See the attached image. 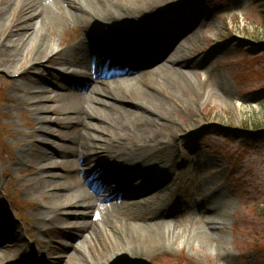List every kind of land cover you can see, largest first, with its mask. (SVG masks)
I'll use <instances>...</instances> for the list:
<instances>
[{"label": "rangeland", "instance_id": "obj_1", "mask_svg": "<svg viewBox=\"0 0 264 264\" xmlns=\"http://www.w3.org/2000/svg\"><path fill=\"white\" fill-rule=\"evenodd\" d=\"M39 1L45 0H36ZM166 1L116 0L110 3L103 1L100 5L114 11L113 14L121 13L120 7L125 6L127 12L121 13L124 22L127 19H144L143 8L148 9L153 4ZM171 1L178 7L175 15L186 10L185 25H180L181 28L189 27L184 29L188 31L192 29L186 38L189 48L181 52L182 56L193 62L195 68L206 69V75L194 71L192 75L195 81L189 83V89L184 91L183 86L174 82L173 87L169 88L164 83V73L157 74L156 67L144 65L136 70L138 78L132 85L138 91L127 96V104L132 110L144 112L156 124H166L168 121L165 117L154 114L142 105L150 99L148 96L142 97L141 93H152V88L158 84H161L165 93L166 87L173 93V102H168V95L163 92L156 97L160 110L173 118V141H176L177 147L176 152L173 150L172 187L173 193L182 197L180 213L166 222L171 226V236L177 235L173 242L167 239L169 236L165 239L154 234L139 236L135 232L127 233L131 227L125 224L129 218L124 211L138 214L149 207L121 209L115 215L121 221L109 224L94 242L86 238L87 228L83 227L84 220L90 221V216L77 219L70 216L67 219L66 210H63L53 214L50 219L43 218L44 226L35 221L36 214L45 204V191L29 186L31 181L38 178L35 169H30L28 165L11 167L14 162L10 160V155L21 153V143L16 147L17 142L27 141L29 145L26 150L33 154L32 157L45 153L52 156L49 160L55 161L57 168L51 172L62 176L58 178L61 183L72 186L70 190H60L64 194L62 199L65 204L73 202L75 191L82 193L75 186V181L82 177L77 171L76 156L55 154L44 144V139H47L59 148L66 147L65 151L76 148V143L68 137L76 127L70 132L64 126V99L45 103L47 110L38 113L33 105L38 100V94L34 93L33 88L39 86L38 82L42 84L41 76H45L47 82L44 85L49 90L45 96L50 99H55L58 93L80 95L66 89L59 92L54 87L65 84L58 71L59 56L41 68L42 64L30 67L34 55L26 53L20 64L24 70L20 72L21 83L15 79L16 75L0 65L1 215L15 217L19 226H22L21 231L29 248L34 245L49 250L42 264H58L65 256H72L73 262L70 264H84L82 254L86 251L81 246L91 254L96 250L102 251V256L96 259L103 261L109 252L106 245L109 244L108 236L115 242V249L128 245L140 248L142 252L130 264H264V5L259 0ZM48 2L51 4L49 7L55 8L53 0ZM21 5L16 3L13 6L9 20L6 19L5 23L0 21V46L15 38L16 26L21 22L24 11ZM57 7L60 10L49 17L44 14L35 22L39 21L43 38H52L62 47L76 35H82L86 20L74 15L66 4L59 3ZM89 11L95 12L90 8ZM99 13L93 14L95 18ZM90 18L93 20L92 15ZM173 66L180 70L178 65ZM73 77L78 78L75 74ZM91 90L87 89L83 95L87 96ZM15 100L23 104L16 105ZM55 108H60V111H55ZM39 116H47L51 120L46 126L49 128L46 135L37 129L40 126ZM93 131L89 129L91 134ZM120 134L132 137L130 141L137 137L132 128L120 131ZM113 141H109V146H116ZM27 158L35 161L37 157ZM3 165L10 168L6 170ZM159 168L153 177L158 176L163 180L166 169ZM105 194L106 191H103ZM11 198L16 201H11ZM18 202L28 203L24 212L21 211L24 206ZM100 205L101 202L95 200V211H99ZM211 218L225 226L214 231L207 223ZM132 222L142 223L140 220ZM194 227L206 233L208 238L201 240L194 236L188 240V233L190 229L195 230ZM11 245L4 248L0 246V262L13 255L15 250L9 248ZM68 245L78 246L76 256H73L72 248ZM29 248L25 257L31 254Z\"/></svg>", "mask_w": 264, "mask_h": 264}, {"label": "bare ground", "instance_id": "obj_2", "mask_svg": "<svg viewBox=\"0 0 264 264\" xmlns=\"http://www.w3.org/2000/svg\"><path fill=\"white\" fill-rule=\"evenodd\" d=\"M63 1H65L63 3H66L70 11H73L74 15L81 20H86V29L83 35H76L65 46L60 47V44L55 43L52 38H43L39 21L35 22L38 18L43 17L44 14L49 17L60 10L57 7L60 1L54 0L52 3L56 6L52 8L49 7L51 4L36 2V0H0V21L4 23L6 19L9 20L11 17V11L16 3H22L21 6L24 8L21 22L16 26L15 38L0 46V65L6 70L13 73V75L20 73L22 70L20 64L25 59V54L31 52L34 57L31 58L30 67L42 64L40 67L43 68L52 58L59 56L58 71L64 76L66 83L72 86L76 85L75 78H73L75 72L84 78L82 86L77 83L78 90L85 91L87 89L89 80H92V75L96 77L95 80L98 82H100L99 77L107 78L105 84L102 83L101 86L93 87V93L95 94L91 93L87 96L81 92H77L80 96L77 94L58 93L55 99H50L45 96L49 92L47 86L44 85L47 82L45 76H41L42 84L37 81L39 86L33 88V90L35 89L34 93L38 94V100L33 104L38 113L47 110L45 103L60 102L61 98L64 99L65 103L63 102V105L66 108L64 110L66 114L64 126L69 128L70 132L76 127L73 134L68 136L73 140L72 142L76 143V148L72 150L67 148L68 151H65L66 147L59 148L47 139H44V144L52 149L55 154L76 156L78 161L77 171L82 177L75 181V186L82 190V193L75 191L72 195L73 202L65 204L62 199L64 194L60 193V190H70L72 186L67 183H61L58 178H62V176L51 172L57 168L56 162L49 160L52 156L48 153L33 156L37 157L33 161V159L27 158H33L31 156L33 154L26 150L29 143L27 141L17 142L16 147L19 146L18 143H21V153H17L16 156L14 154L10 155V160L14 162L11 167L17 166V168H20L23 165H28L30 169H35L38 178L31 181L29 186L38 191H45V194H43L45 204L43 207L41 206L38 214H36L35 221L41 225L44 219H50L53 214L63 210H66L67 219L70 216L74 219L90 216V221L84 220L83 227L87 228L88 234L86 238L94 242L99 239L101 233L105 232L109 224L112 225L121 221L117 220V216H115L121 209L134 206L149 207L150 209H144L138 214L128 210L124 211L127 212L126 216L129 218V221L125 224L131 227L128 231L126 230L127 233L135 232L139 236L154 234L155 237L160 236V238L164 237L165 239L169 236L167 239L173 242L177 235L173 234L171 236L173 233L171 226L165 220L172 217L175 210L173 202H175L176 197L173 195L172 187L174 181L173 150L175 149L174 152H176L177 147L175 145L176 141H173V118L169 114L163 113L160 110L161 106L156 102V97H158L159 93H165L162 91L164 88L161 84H158L152 88V93H141V95L142 97L148 96L151 100L147 99L146 104L142 103V105L154 114L165 117L168 121L166 124H156L150 117L144 115V112L137 109L132 110L127 104V96L137 93L138 90L132 83L138 78L135 74L137 68L140 69L144 65L146 67H156L157 74L164 73L163 80L169 88L173 87L174 82L183 86L182 89L186 91L189 89V83L195 81L192 73L185 69L194 64L189 65L190 62L181 53L184 49L189 48L186 43L187 30L177 29L180 25H185L186 13L181 16L175 15L174 9L176 7L173 6V1L171 0L161 4H153L148 9H142L143 15L146 16L145 19L140 23L135 21L131 30H128L125 29V24L128 21L123 23L121 14L127 12L125 6L120 7L121 13L113 14L112 12L114 11L100 5L103 1L110 3L116 0ZM95 6L96 9H94ZM89 8L93 9L94 13H101L96 14L97 17L95 18L94 13H91L92 10L89 11ZM91 15L93 20L90 18ZM102 24L110 26L108 32L104 31ZM153 24L154 27L151 28ZM164 33H167V35L163 36ZM173 33L176 34L173 35ZM158 38L166 39L164 47L159 42L156 45L151 44L153 47L143 46V43H150L155 39L158 40ZM197 38L199 39V37ZM109 43H113L114 47L111 46L105 52L102 47ZM136 43L139 44V48L134 55L133 45ZM118 44L121 45L118 46ZM102 53H105L103 55L108 58H105V60L101 59ZM133 58L136 60H133ZM174 64L178 65L180 70H178V67L173 68ZM103 68L104 70H102ZM15 79L20 81V83L22 82L21 76ZM66 85L57 84L56 87L65 89ZM72 86H69L68 89ZM128 87H130L129 90ZM168 87H166L165 94L168 95V102H173V93L167 90L169 89ZM15 102L17 103L16 105L23 104L18 100H15ZM139 106L140 104L137 103V107ZM60 108H55L54 110L59 112ZM38 120L40 121V126L37 129L46 135L45 133L49 132V128L46 126L51 122L50 118L39 116ZM91 120H95V122ZM131 128L136 131L137 135L135 140L132 141H130L132 137L120 134V131ZM89 129L94 130L92 134ZM107 139L109 141L114 140L113 142L116 143V146H109L111 142L109 143ZM175 140L177 139L175 138ZM182 160L184 161L185 158ZM98 161L101 163L98 164ZM90 163H93L94 166L89 165ZM114 165L118 166V168L112 175L105 178L101 177L104 172L111 169ZM87 166H90V171ZM158 167L166 169V177L163 180L152 177ZM3 168L8 170L10 167L8 166L7 169V166L3 165ZM94 173L100 175L98 180L94 178ZM113 180L115 182H112ZM155 186L158 189L154 194H145ZM102 187H106L107 191H109L107 196H103V193H101L103 191L101 190ZM90 190H93V193ZM95 200L104 201L99 211H93L97 207L95 206ZM66 205L69 207L66 208ZM154 208L156 210L153 212ZM2 212L3 210L0 209V223L4 225V230H0V244L3 245V243L8 241L9 244L12 240V243L16 242L17 248L11 257L0 263L33 264L31 259L28 263L18 260L24 255L27 243L21 233L17 237L14 236L13 231L17 228V225L10 216L1 217ZM134 220H137V222L140 220L142 223L134 222L133 224L132 221ZM207 223L211 228L215 229L214 231L225 226V224L221 226V222L215 218L208 219ZM116 228L118 229L117 225ZM194 228L196 229H190L188 240H192L194 236L201 240L208 238L206 233L199 231L200 229L197 227ZM4 232L7 233L5 237ZM10 235L12 236L10 237ZM3 237L8 238L7 242L4 241ZM157 239L158 241L160 240L159 237ZM107 241L109 244L106 245H108L109 252L105 258L103 257V261L96 259L102 256V251L96 250L97 253L94 251V254H91L87 251L88 249L81 246L86 251L82 254L83 263L130 264L135 256L142 252L140 248L130 245L126 248L117 247L115 249V242L110 236H108ZM68 246L72 248L73 256H76L79 251L78 246ZM35 248V246H32L34 251ZM44 248L39 247L41 253H46L43 250ZM68 249L70 250V248ZM65 257L58 264H70V262H73L72 256ZM80 263L82 264V262Z\"/></svg>", "mask_w": 264, "mask_h": 264}]
</instances>
